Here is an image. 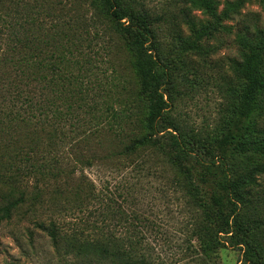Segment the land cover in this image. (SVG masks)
Listing matches in <instances>:
<instances>
[{
	"label": "trees",
	"instance_id": "obj_1",
	"mask_svg": "<svg viewBox=\"0 0 264 264\" xmlns=\"http://www.w3.org/2000/svg\"><path fill=\"white\" fill-rule=\"evenodd\" d=\"M83 2L65 0L74 11L49 57L46 39L31 46V30L20 40L29 60L16 64L12 94L32 110L14 130V155L7 147L9 159L0 160L9 186L0 219L25 207L64 264H217L228 246L240 248L246 264H264V118L256 116L264 115V36L237 37L230 67L242 84L231 138L238 139L239 158L225 166L222 157L194 156L175 133L163 88L177 68L162 56L154 29L159 18L130 0ZM184 2L216 24L232 9L218 14L215 0ZM186 22L195 27L190 17ZM212 29L202 26L187 49L202 51L197 41ZM119 44L132 58L129 85H120L110 61ZM25 176L34 181L30 192L16 186ZM142 189L178 211L181 245L173 261L157 254L140 230L147 225Z\"/></svg>",
	"mask_w": 264,
	"mask_h": 264
},
{
	"label": "rangeland",
	"instance_id": "obj_2",
	"mask_svg": "<svg viewBox=\"0 0 264 264\" xmlns=\"http://www.w3.org/2000/svg\"><path fill=\"white\" fill-rule=\"evenodd\" d=\"M130 1L138 8L149 11L152 17L159 18L154 29L162 56L177 68L163 88L168 100V117L179 128L176 135L185 146L192 148L194 156L197 155L204 162H211L215 158L221 160V157L225 166L236 162L239 158L238 139L236 136L231 138L236 129L233 126V107L242 81L233 73L230 65L231 60L238 56V35L246 36L252 41L264 36V6L260 0H215L218 14L232 7L228 16L221 18L219 24H216L209 14L199 8H191V4L184 0ZM81 2L84 6L83 0ZM71 11L74 8L66 7L65 0H0L2 161L9 159L5 154L7 147V153L14 155L16 148L11 144L14 141V130L16 126H23V119L26 120L32 110L30 107H23L16 95L12 94L13 86L19 84L16 79V64L29 60V53H22L21 50L20 40L24 30L35 33L31 46L40 47L42 40L48 41L49 45H44V54L49 57L55 49L53 44L55 47L59 46L60 26L63 27V20ZM81 14L78 12V15ZM83 14L90 15L86 12ZM189 17L195 27L186 22ZM205 25L214 26V29L197 41L202 46V51L188 50L187 46L194 40L195 33ZM131 59L130 53L122 46L117 47L110 57L118 72L120 85L128 84V80L134 79ZM45 94L48 96L47 89ZM31 96L34 97L32 92ZM259 115H256L260 117L259 120L264 118V115ZM1 173L6 176L10 174ZM85 173L93 176L94 171L88 169ZM6 178L0 175V206L5 203L4 195L9 190V186L3 182ZM19 179L22 181L17 182L16 186L30 192L33 178L25 176ZM140 193L142 199L139 206L147 218V225L141 226L140 230L157 254L173 261L178 257L181 245V232L177 225L178 211L173 204L166 202L167 198L158 199L153 193L143 189ZM25 210L24 207L9 219H0V264H64L54 254L48 237L34 226L35 216L30 212L25 213ZM217 264L246 263L242 261L240 248L228 246L218 252Z\"/></svg>",
	"mask_w": 264,
	"mask_h": 264
}]
</instances>
